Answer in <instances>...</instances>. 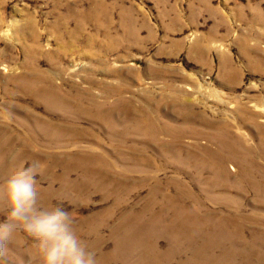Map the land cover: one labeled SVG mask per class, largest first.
Returning <instances> with one entry per match:
<instances>
[{"label": "rangeland", "instance_id": "rangeland-1", "mask_svg": "<svg viewBox=\"0 0 264 264\" xmlns=\"http://www.w3.org/2000/svg\"><path fill=\"white\" fill-rule=\"evenodd\" d=\"M12 156L100 264H264V0H0Z\"/></svg>", "mask_w": 264, "mask_h": 264}, {"label": "clouds", "instance_id": "clouds-1", "mask_svg": "<svg viewBox=\"0 0 264 264\" xmlns=\"http://www.w3.org/2000/svg\"><path fill=\"white\" fill-rule=\"evenodd\" d=\"M9 167L6 179L0 182V205L6 211V218L0 220V264H9L7 246L19 232L34 240L40 264H100L96 253L79 238L68 210L60 205H40L36 177L41 162L18 166L12 156Z\"/></svg>", "mask_w": 264, "mask_h": 264}]
</instances>
